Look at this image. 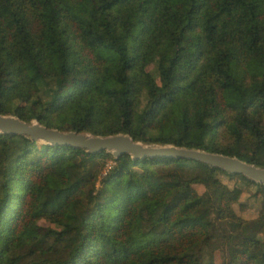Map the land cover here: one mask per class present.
Listing matches in <instances>:
<instances>
[{
  "label": "trees",
  "instance_id": "obj_1",
  "mask_svg": "<svg viewBox=\"0 0 264 264\" xmlns=\"http://www.w3.org/2000/svg\"><path fill=\"white\" fill-rule=\"evenodd\" d=\"M0 114L264 166V0H0ZM219 174L255 188L257 217ZM216 249L264 264V184L0 134V264H216Z\"/></svg>",
  "mask_w": 264,
  "mask_h": 264
},
{
  "label": "water",
  "instance_id": "obj_2",
  "mask_svg": "<svg viewBox=\"0 0 264 264\" xmlns=\"http://www.w3.org/2000/svg\"><path fill=\"white\" fill-rule=\"evenodd\" d=\"M0 134L22 135L33 142L73 147L92 154L106 152L113 158L128 155L132 160L154 157L193 160L264 184V166L219 152L172 144L144 143L126 133L96 135L74 130L62 131L47 127L37 120L24 121L15 115L0 114Z\"/></svg>",
  "mask_w": 264,
  "mask_h": 264
},
{
  "label": "rangeland",
  "instance_id": "obj_3",
  "mask_svg": "<svg viewBox=\"0 0 264 264\" xmlns=\"http://www.w3.org/2000/svg\"><path fill=\"white\" fill-rule=\"evenodd\" d=\"M145 70L150 72L155 78L156 81H158V76H157V71H156V64L155 62H150L147 66H145ZM145 104V94L143 93L140 96V107H143ZM36 144H41L39 142H35ZM114 164L113 160L110 158L106 159V162L104 164L103 169L100 172L99 177H102L105 172L107 171L108 168H110ZM221 179V181L228 185L229 187H232L234 185L239 186L243 189V193L240 197V204L242 203L243 206H240L239 203L233 204V208L236 212L237 215L244 219H253L257 217L259 214V208H260V203L261 200L257 197H253V192L255 191L254 187L248 186L246 183H244L241 179L237 177L229 178L227 176L218 175ZM194 188L198 191V193L202 194L205 192V188L201 184H196L194 185ZM38 226L41 227H51L54 228L55 226L50 223L49 221L45 219H40L37 222ZM205 250H203L204 252ZM207 253H203V259L205 260ZM213 260L216 264H222L224 260V255L223 252L216 249L213 252Z\"/></svg>",
  "mask_w": 264,
  "mask_h": 264
}]
</instances>
